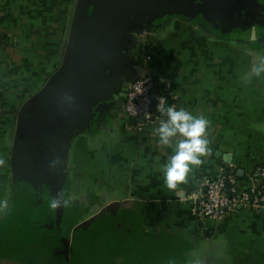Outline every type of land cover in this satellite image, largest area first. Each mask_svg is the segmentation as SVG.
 Listing matches in <instances>:
<instances>
[{
    "label": "crops",
    "instance_id": "0c3cea01",
    "mask_svg": "<svg viewBox=\"0 0 264 264\" xmlns=\"http://www.w3.org/2000/svg\"><path fill=\"white\" fill-rule=\"evenodd\" d=\"M252 1L264 7V0ZM92 2L0 0V264H264L263 214L237 208L202 219L189 199L203 178L224 173L246 189L253 169L264 166V72L249 79L264 56V30L249 39L237 16L214 20L178 7L143 17L137 33L121 36L125 63L117 70H127L128 80L151 74L177 110L210 122L211 155L186 184L170 191L164 180L180 137L172 147L160 146V122L133 123L117 90L71 126L52 198L32 222L9 204V195L17 197L18 121L59 68L79 55L84 3L89 15ZM60 197L67 205L52 209L50 201Z\"/></svg>",
    "mask_w": 264,
    "mask_h": 264
},
{
    "label": "water",
    "instance_id": "95a60500",
    "mask_svg": "<svg viewBox=\"0 0 264 264\" xmlns=\"http://www.w3.org/2000/svg\"><path fill=\"white\" fill-rule=\"evenodd\" d=\"M229 2L232 1L226 3ZM221 3L219 0H93L89 15H86L88 6L84 3L79 36L85 41H79V55L59 68L34 100L24 107L18 121V145L25 149V154L21 158L16 155L13 178L20 183L24 196L40 198L49 192L58 167V164L55 168L50 165L60 160V150L71 126L83 123L100 99L117 90L118 97L125 96L128 83L134 79L128 80L127 70H117L125 63L122 35L134 32L143 24V17L162 11L166 15L175 13L178 7H182L178 13L189 14L186 9H190L201 18L220 20L221 17L215 15L221 12ZM237 3L238 0L230 8L240 10ZM225 9L224 12L228 10ZM260 16L264 21V15ZM263 21L259 24H264ZM253 38L252 28L249 39ZM157 88L155 84L150 93L153 95ZM150 103L153 106L152 99ZM130 120L143 123L142 117ZM220 156L228 163L227 155ZM229 163L233 165L234 161L231 159Z\"/></svg>",
    "mask_w": 264,
    "mask_h": 264
},
{
    "label": "built area",
    "instance_id": "2783aa9c",
    "mask_svg": "<svg viewBox=\"0 0 264 264\" xmlns=\"http://www.w3.org/2000/svg\"><path fill=\"white\" fill-rule=\"evenodd\" d=\"M155 84L149 73L129 82L121 103L124 115L134 119L142 117L143 123L152 124L166 119L161 110L174 104H166V94L161 89L153 95L150 93ZM161 97L165 99L161 101ZM249 182V187L242 189L237 186L232 173H224L214 179L203 178L195 194L189 197L193 213L202 219L217 220L237 208H248L264 215V166L253 169Z\"/></svg>",
    "mask_w": 264,
    "mask_h": 264
},
{
    "label": "clouds",
    "instance_id": "9594fccd",
    "mask_svg": "<svg viewBox=\"0 0 264 264\" xmlns=\"http://www.w3.org/2000/svg\"><path fill=\"white\" fill-rule=\"evenodd\" d=\"M258 66H253L251 76H259L264 72V56H259ZM161 101L165 98L161 97ZM161 114L166 119L160 122L159 127L155 130L158 136L160 146L172 147L173 138L179 136L180 139L175 143L174 155L164 165V180L170 191H175L182 184H186L189 174L194 168H198L204 162L203 158L211 155L208 139V129L210 122L203 116H194L189 111L175 106L167 107L161 110ZM4 160L0 159V166H3ZM59 161H54L50 167L55 168ZM68 201L62 197L54 198L50 201L52 209H58L66 206ZM5 208L8 203L3 202Z\"/></svg>",
    "mask_w": 264,
    "mask_h": 264
},
{
    "label": "flooded vegetation",
    "instance_id": "af4514ba",
    "mask_svg": "<svg viewBox=\"0 0 264 264\" xmlns=\"http://www.w3.org/2000/svg\"><path fill=\"white\" fill-rule=\"evenodd\" d=\"M235 1H237V0H235ZM235 1H232L229 3H221L220 4V11L221 12L217 13L218 15H215V17L220 16L221 18H229L230 19L231 14H232V16H236V13H237V12H235L236 10L230 8V7L235 6V5H233L235 3ZM238 1H239V3H237L238 4L237 7L240 8L241 14L239 13V15H237V16H240L241 17V18L239 17L240 20L243 19L244 20L243 23L248 25V30L250 31V29L253 28L254 33L260 31L261 29L264 30V24H261V22L259 24V21H263L261 19L260 15L261 14L264 15V7L260 4L254 3V1L251 2L250 0H238ZM224 8H226L228 10L226 11V9H225L226 12H224V10H223ZM17 150H18L17 151V154H18L17 158H21L22 156H24V154H25L24 148L19 146ZM16 171H18V170H16ZM13 182L15 183L14 180H13ZM15 189L17 191L16 192L17 197L15 198V196L13 194H11V203L10 204H11V206L17 207L20 210V215H23L28 208L31 209L30 203H33L34 211L38 212L42 207H45L46 205H48V203H49L48 201L50 200V198H52V194H51L50 190L47 194L44 193L43 195H41L40 198L39 197H36V198L25 197L23 192H22V189H21L19 182L16 183Z\"/></svg>",
    "mask_w": 264,
    "mask_h": 264
},
{
    "label": "trees",
    "instance_id": "16d2710c",
    "mask_svg": "<svg viewBox=\"0 0 264 264\" xmlns=\"http://www.w3.org/2000/svg\"><path fill=\"white\" fill-rule=\"evenodd\" d=\"M166 104H173L171 101H170V99L168 98V97H166ZM16 159V158H15ZM15 159H14V161H13V165H14V162H15ZM13 180H14V178H13ZM15 185H16V182H15ZM31 204V209L30 208H28L26 211H25V213L23 214V219H25L26 221L27 220H29V223H30V221L32 222V219L34 218V213H36V211H34V208H33V203H30ZM29 218V219H28ZM18 225V224H17ZM10 226V225H9ZM19 226V225H18ZM23 226L25 227V228H22V229H24L25 231H29L30 229L28 228V225L25 223V225L23 224ZM22 226V227H23ZM11 227V226H10Z\"/></svg>",
    "mask_w": 264,
    "mask_h": 264
},
{
    "label": "rangeland",
    "instance_id": "374dc122",
    "mask_svg": "<svg viewBox=\"0 0 264 264\" xmlns=\"http://www.w3.org/2000/svg\"><path fill=\"white\" fill-rule=\"evenodd\" d=\"M8 197V196H7ZM9 198H11V195H9ZM9 203V202H8ZM10 204V203H9ZM0 209H3L2 207Z\"/></svg>",
    "mask_w": 264,
    "mask_h": 264
}]
</instances>
